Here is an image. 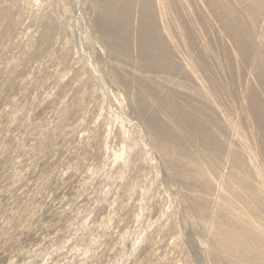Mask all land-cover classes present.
<instances>
[{
    "label": "rangeland",
    "instance_id": "obj_1",
    "mask_svg": "<svg viewBox=\"0 0 264 264\" xmlns=\"http://www.w3.org/2000/svg\"><path fill=\"white\" fill-rule=\"evenodd\" d=\"M187 1L168 9L165 21L175 36L193 27L196 46L178 42L177 58L196 59L202 51L208 59L200 69L204 86L213 88V80L221 84L217 103L193 94L180 98L205 102V111L194 113L205 117L208 130L223 132L225 149L215 154L214 170L204 167L213 170L210 183L189 167H171L154 146L150 128L130 102L131 91L116 77L132 79L135 64L105 42L98 0H0V264H232L212 244L209 226L221 215L224 189L231 191L229 174L242 172L257 183L260 172L257 178L264 181V137L245 99L258 89L257 75L264 71L257 53L264 44V21L253 38L255 49L241 63L236 60L240 47L210 0ZM232 1L238 7L232 16L246 17L238 10L246 1ZM135 2L133 54L139 50ZM156 73L171 88L180 82L187 92L197 85L183 81L178 72ZM160 115L174 133H190L183 123L172 124L167 111ZM192 141L189 151L201 158L206 142L197 146ZM236 155L260 162L247 169L235 164ZM230 195L235 205L244 204L243 193ZM201 211L211 215L208 221L201 219Z\"/></svg>",
    "mask_w": 264,
    "mask_h": 264
},
{
    "label": "bare ground",
    "instance_id": "obj_2",
    "mask_svg": "<svg viewBox=\"0 0 264 264\" xmlns=\"http://www.w3.org/2000/svg\"><path fill=\"white\" fill-rule=\"evenodd\" d=\"M98 1L99 2H98L97 8H98L99 13H100L99 28L103 34L102 36H104L105 42L108 45H110V47L112 46L113 49L115 51H117L118 53L119 52L123 53L125 56L124 59L126 58L125 60L132 61V63L135 64L134 67L136 69L134 70V68H133L134 71L131 73L132 79H129L132 81V84H133L132 89H135V92H132V90H130L131 89L130 88V86H131L130 82L131 81H129L127 79L128 77L127 78L125 77L126 78L125 79V78H123L124 76L121 77L119 75V73L116 74L117 75L116 77H118L119 80L121 79L122 82L126 85V87H128V89H126V90H128V92L131 91V93H128L130 102H132L134 109L140 115H142V118H144V123L150 128L151 133H152L151 138H152L153 143L155 144L154 146H156V148H158V151L161 152V155H163V157H166L169 159V162L172 165L171 167L174 168V167L184 166L186 169H187V167H189L195 172V174L197 176H199V178L201 177L205 183H210V178H209L210 172L209 171H213L214 167L216 166V165H214L213 159H215V154H217V153L222 154L220 152L224 148V143H223L224 139H222L223 138L222 137L223 132L219 131V130L218 131L208 130V128L205 127V121H206L205 117H203L202 114H201V116H199V114L197 115L196 112L194 113L195 110H200L199 112L202 113V110H204V107H205L204 106L205 104L204 105H202V104L205 102H202L201 104L196 105V104H194V102L190 103V101H188V100H187V103H183L180 100L182 98H184L185 96H191L189 94H193V95H196V97L200 96L201 98L206 99L205 100L206 102L209 101V102L215 103L216 99L218 98L217 96H215L217 94L216 91H217V88L219 87V85H221V84L218 83V81L213 80V88H210V87L208 88V87L204 86V84L202 82L203 79H202L201 74H200L201 73L200 69L207 65L208 59L206 60V56H204V54L201 53L202 51L199 53L200 55L196 59H194L192 57H188L186 59H183V61H179L177 58V53L179 52L178 51V47H179L178 42H182L185 45V47L187 46V48H188V46H189V48L190 47L192 48V46L196 43V40H197V38L195 36L196 32L194 33L195 30L193 29V27L192 26H185L183 32L181 31V30H183V27H181L182 29L180 31L182 33L180 32V34H179V32H178L179 30H178L177 31L178 35L176 34L177 36H175V34H174L175 30L171 31V29H172V28L170 29L171 26L168 25L167 20L165 21V19H167L165 14H166V11L168 9L169 10L171 8L173 9V7H178V5L186 6L185 2L188 3V1L187 0H139V4H138V7H139L138 18L139 19L136 20V21H138L137 22V29H138L137 31L139 32V41H138L139 42V50H138L137 54L132 53L133 51H132L131 42H130L131 41V34H132L131 33V27L133 25V15H134L135 9L137 7L135 0H98ZM234 1H232V2H234ZM245 1L247 2V0H245ZM192 2H193V0H192ZM195 2H197V0H195ZM206 2H207V0H206ZM210 2H211V6H212L213 10H216V12H218V14L221 15L220 18L223 19L222 21H223V25L225 27L226 33H228L230 35V37H232L234 39L232 41H235V44L239 45L238 47H240L239 49L237 48L238 51L240 50V56H239V59H236V60H240L241 63H245L247 61V59L249 58L250 54H252V51L254 48V42L253 41L256 40L257 37L259 36L257 34L258 32H256L257 26H259L258 24H260L261 21H264V0H249V3L245 2V4L242 1V3L244 4L241 7L242 11L240 9H238V10H239V12L243 13L246 17L239 15V13H237V11H236L237 15L232 16V14H234L235 10H237L234 8H238V7H234V4L231 3L230 0H210ZM240 2H241V0H240ZM195 5H197V4L195 3ZM198 5L196 6L197 8L199 7ZM207 5H210V4H207ZM193 6H194V4H193ZM188 7H189V4H188ZM208 7H209L208 9L211 8L210 6H208ZM187 9H186V11H187ZM213 10H211V11H213ZM172 11H175V10H172ZM170 13H168V14H170ZM187 13H188V11H187ZM202 16H203V14H202ZM164 17H166V18H164ZM190 21H192V20H190ZM184 22L185 21H183V23ZM193 25L195 27V24H193ZM263 32H264V30H263ZM259 33H260V31H259ZM255 36H257V37L254 38ZM261 37H263V38H261V40L263 39V41H264V33H262ZM253 38H254V40H253ZM256 43H259V42L255 41V45H256ZM229 45H230V43H229ZM195 46L196 45H194V47ZM204 46L206 48V45H204ZM260 46H259L260 51H258V50H256V51H258L257 53L259 54L260 58H262L263 64H264V44L263 45L260 44ZM205 48L202 47V49H204V50H205ZM257 49H258V47H257ZM203 53H205V52H203ZM207 53H209V52H207ZM225 54H226V51H225ZM235 54H239V52H237ZM253 55H255V54H253ZM121 59H122V57H121ZM129 61H128V63H129ZM230 63L232 64V62H230ZM237 63H239V61H237ZM130 71H132V70L129 69V72ZM259 71H261L260 68H259L258 72ZM156 72L161 73V74L163 72H165V73H167V72L168 73H177L178 72L179 74H181V77L184 79L183 81L188 82V83L189 82L190 83H197V85L196 86L191 85L192 86L191 89L189 88L190 90L186 92L183 89L185 87V84H183L184 85L183 86V85H181L182 83L180 84V82H179V83H175V84H179V88L175 87L176 88L175 89L174 87H172V88H174V89H172L171 88L172 85H170V86L166 85L167 82L164 80L166 82V84L164 83L163 76L158 75ZM131 75H130V77H131ZM163 75H164V73H163ZM256 75H257V73H256ZM257 77H258L260 86L258 87V89H256V88L251 89L250 88L251 90L250 91L248 90L249 94H247L248 98H245V99L246 100L248 99V102H249L248 103L249 106L247 105L248 106L247 108L249 109V110L248 109L247 110L250 112V113L248 112L249 116H250V118L253 117L254 120H256V122L259 125L257 127L260 128V131L263 135L262 137H264V71L262 70V73H258ZM173 86H175V85H173ZM247 95H246V97H247ZM210 104H212V103H210ZM214 107H213V109H214ZM216 108H219V107H216ZM150 109H152V112H148V110H150ZM153 109H154V111H153ZM161 111H167L170 114V115H168V117L170 116L169 120L171 122L173 121V122H175V124L176 123L177 124L183 123L186 127L189 128L190 133L186 134V135L181 134V133H174L171 129V127H172L170 125L171 123L168 122L167 120H165L164 118H162V115H160ZM173 122H172V124H174ZM230 124H231V122H230ZM180 125H182V124H180ZM180 127L183 129V126H180ZM186 130H187V128H186ZM184 132L188 133L185 130L183 131V133ZM240 137H242V136H240ZM262 137H261V139H262ZM192 140H195L197 142V143L195 142L197 146H200V145H198V143L204 144L206 142V145H207V147L205 148L206 150L204 151V149L201 148V150L203 151L202 157H201V158H203L202 160L200 157L194 156L192 154V152L189 151L188 147L190 145L188 146V144L190 142H193ZM261 141H259V142H261ZM244 142H246V141H244ZM246 144H248V143L246 142ZM259 144H258V146H259ZM261 144H262V142H261ZM206 145H204V146H206ZM245 146H246V148L248 147L247 145H245ZM249 146H250V144H249ZM225 147H226V145H225ZM260 147H259V149L261 150ZM251 149L253 151L252 147H251ZM251 149H249V150L246 149V150L250 151ZM256 149H257V147H256ZM259 149H258V151H260ZM196 151H197V154H200V153H198L197 149H196ZM196 151H195V153H196ZM244 151H242V152H244ZM262 151L264 153L263 148H262ZM240 152H241V150H240ZM246 152L247 151H245V153ZM237 153H239V152H237ZM260 153L262 155H264L262 152H260ZM211 154L214 155V158H212ZM247 154H248V152H247ZM249 154L247 156H249ZM254 154H255V152H254ZM242 155H243V153H242ZM242 155L241 156L236 155L235 158H233V159H235L234 160L235 164L242 166V167L244 166V168L247 167V169H248V167H254L255 166L256 159H257V163L260 162V161L258 162L259 159L254 158V156H253L254 159L252 158L249 161L246 159L247 157L245 158ZM198 156H200V155H198ZM256 156H258V155H256ZM218 157L219 156H217L216 158H218ZM262 162H263V160H262ZM257 166H259V164ZM204 167H206V168L211 167V168H213V170L207 171V169H205ZM256 168H255V171L258 170V168L257 169ZM263 168H264V166H263ZM178 170L179 169L175 170V172H174L176 177L178 176L177 174L180 173V171H178ZM250 170L248 172L249 174H250ZM252 170H254V169H252ZM182 172L184 173V171H182ZM190 172H188V173H190ZM254 172H253V174H254ZM240 173H242V172H240ZM240 173L235 171V172H232L231 174H229L228 176L226 175L227 178L226 177L225 178H226V183L229 186V190H231L230 192H240V194L243 193L242 197H244L245 202H244V204L240 203V205H238V206L235 205L234 201H236V199L235 198L232 199L230 192H226L227 190L225 191V189H224L223 199L219 202V211L221 212V215H220V217H218L216 214V217H218V218L215 220V222L212 225L209 226V228L211 229L210 234L212 235V237L214 239L212 244H214V242H216V244H217L216 246H218L217 248H219L221 253L217 250V248H215L217 250V252H219L221 255L224 254V256L227 257V259L228 258L230 259V261H231L230 263H232V264H264V181H260L262 179H258L260 177L259 176L260 172L255 173L256 179L259 180V182H257V183L256 182L253 183L251 181L252 179L248 175L243 176ZM251 173H252V171H251ZM174 174H172V175L174 176ZM192 174H194V173H192ZM262 175L263 174H261V177H262ZM252 176H254V175H252ZM257 176H259V177L257 178ZM192 178H193V176H192ZM181 179H182V177H181ZM192 180L195 181L196 178L192 179ZM205 186H206V184H205ZM221 194L222 193H220V195ZM192 197H193V194H192ZM193 199H195V198H193ZM193 199H191V200H193ZM197 201H198V199H197ZM217 201H218V199H217ZM236 204H238V202H236ZM258 204L261 205V209H259L260 206H257ZM194 205H196V204H194ZM199 208H201V207H199ZM189 210H191V209H189ZM201 215H203V216H201L202 217L201 219H203L204 222H205V220L208 221L207 218H208V215H210V214H208L207 211H203V214L201 211ZM193 220H191V221H193ZM191 221L189 220V222H191ZM194 223H195V221H194ZM191 225L195 226V224H191ZM200 225L202 226L203 224L200 223ZM205 225H203V226H205ZM206 228H204V229H206ZM212 237H210L211 242H212ZM205 245H207V244H205ZM205 247H202V249L205 250ZM213 249H214V247H213ZM214 250H210V252L211 251L213 252ZM207 252H209V251L207 250ZM217 252H215L213 254L215 255V254H217ZM207 255L209 256V253H207ZM217 255H219V254H217ZM213 256H212V259L214 258ZM219 257H220V255L218 256V259H220ZM222 260H225V259H222ZM210 261H211V259H210ZM220 261H219V263H220ZM214 263H215V261H214Z\"/></svg>",
    "mask_w": 264,
    "mask_h": 264
}]
</instances>
